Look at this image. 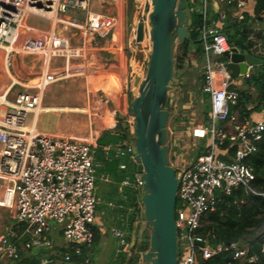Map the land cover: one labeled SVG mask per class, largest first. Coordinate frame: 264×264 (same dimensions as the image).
I'll use <instances>...</instances> for the list:
<instances>
[{"label":"built area","instance_id":"built-area-1","mask_svg":"<svg viewBox=\"0 0 264 264\" xmlns=\"http://www.w3.org/2000/svg\"><path fill=\"white\" fill-rule=\"evenodd\" d=\"M191 2L196 4L203 21L202 91L208 95L209 112L207 128L200 129L201 134L207 136L205 151L187 164L173 166L178 181L174 213L177 264H198L199 259L208 260L228 250L233 251L234 259L245 255V250L242 246L237 247V243L210 246L198 229L205 214L215 208L222 195L239 187L255 193L250 186L253 170L246 159L257 151L264 134V103L257 118L250 114L240 115L231 109L236 104L238 92L231 88L233 80L225 65L224 54L231 46L219 29V24L229 18V9H242L246 1ZM142 5L139 3L137 9H143ZM71 10L84 13V17L69 20L68 27L80 30L87 38L105 35L98 28L101 23L97 15L90 11V0H0V48L5 51L3 65L7 66L15 50L51 53L49 42L45 43L41 38L26 37L22 44L14 45L25 16L34 14L57 23L59 14ZM105 19L109 20V17ZM109 21L113 23L111 18ZM132 45L150 47L146 32L140 40L134 39ZM49 81L42 77L26 82L21 89L12 92L11 87L16 83L12 79L11 85L0 91V211L7 212L12 222L0 237V262L4 260L8 264H16L22 250L51 246L52 233L59 232L63 245L75 256H81L82 247L90 248L93 243L91 227L98 202L93 151L97 134L91 132L79 138L40 132L33 125H26L28 115L36 116L39 112L42 90ZM115 155L126 157L127 161L119 164L120 169L135 166L133 179L122 180L119 190L125 186L136 191L141 189L132 139L116 146ZM111 233L121 246H125L123 231L111 228ZM61 262L76 264L68 252L62 255ZM41 264L59 262L43 258ZM78 264L93 263L86 255Z\"/></svg>","mask_w":264,"mask_h":264},{"label":"crops","instance_id":"crops-1","mask_svg":"<svg viewBox=\"0 0 264 264\" xmlns=\"http://www.w3.org/2000/svg\"><path fill=\"white\" fill-rule=\"evenodd\" d=\"M245 1L246 4L242 9L230 10V17L239 16L241 18L242 12L252 13L253 0ZM213 9L215 10L216 7L213 6ZM90 11L97 15L101 23L98 28L104 31L105 35L87 38L80 30L66 25L73 18L82 19L84 17L82 12L71 10L59 14L57 23H52L46 17L29 14L20 24L19 36L14 45L19 46L26 37L41 38L45 43L49 42L51 53L49 55L20 53L15 50L7 66L3 65V57L1 59L0 56V79L3 76L6 77V81L0 83V91L7 89L12 79L16 82L11 87L12 92L21 89V85L26 82L38 81L42 77L50 80L42 90L39 112L36 116L28 115L27 126L33 125L40 132L84 138L91 132L99 136L106 130H114L119 123L123 126L126 123L130 124L129 116H125L124 119L119 118L126 109L128 99L134 96L136 89L130 56L132 43L127 32L129 20L126 0H90ZM107 17L113 20L112 24L105 19ZM263 22L255 23L253 31L248 35V38L252 36V39H249L252 43L251 53L256 57H264ZM0 51L4 49L0 48ZM251 69L249 68V72ZM26 76L29 78L24 79ZM242 79L233 80V84L239 83L242 86ZM25 80L29 81L25 82ZM253 106L251 104L249 108ZM259 111L260 109L252 110L250 116L257 118ZM80 113H91L92 118L88 115V118L92 119L89 121V131L78 127L77 118ZM188 122L187 134L203 143L200 124L203 125L206 122L203 120L195 123L191 119ZM92 123L94 130H92ZM98 180L104 183L100 190L103 196L98 197L96 194L98 201L96 208L98 205L101 208L96 209L93 225L98 228L102 236L107 223H116L115 201L117 197L107 177L100 176ZM3 214L4 212L0 211V216ZM111 228L118 227L110 225V232ZM56 234L50 235L53 244L63 245V241L60 244L55 242L54 235ZM121 252L115 250L113 261ZM0 264L8 263L3 260Z\"/></svg>","mask_w":264,"mask_h":264},{"label":"trees","instance_id":"trees-1","mask_svg":"<svg viewBox=\"0 0 264 264\" xmlns=\"http://www.w3.org/2000/svg\"><path fill=\"white\" fill-rule=\"evenodd\" d=\"M194 4L191 0H186V7L190 10L191 19L188 27L190 38L183 43L178 44L174 53L173 73L190 69L192 60L203 62L204 48L201 40L202 16L197 7L195 11L191 10ZM233 9V8H232ZM213 17L216 15L213 13ZM229 18L219 24L220 31L226 36L231 47L239 50H246L251 53L252 43L248 35L253 31L255 22L264 21V0H253L252 13L242 12L241 18L230 17V9L227 12ZM264 25V22H263ZM147 31L143 17L139 15L133 18L130 42L134 39L140 40ZM194 44L195 47L192 48ZM192 53V58H190ZM131 61L134 65V75H144L149 56V48L144 46H130ZM259 63L252 67L248 76L242 79V86L231 84L238 92L236 104L231 107L240 115L250 114L252 110L261 109L264 103V57L257 56ZM224 60V58H223ZM204 72V69H203ZM202 82L200 94L202 98L208 100V95L202 91ZM136 92V90H135ZM137 94V93H136ZM253 104V108H249ZM208 109L205 111V122L208 121ZM129 123L124 126L119 123L114 130L102 132L96 139L94 146L95 178L100 176L107 177L109 183L114 187V193L117 197L115 201L116 223L115 225L125 234L124 250L118 255L113 264H124L127 259L126 250L131 252L126 264H138L139 254L148 249L149 237L139 239V220L143 216V209L140 202L141 189L134 190L130 187H122L119 190V184L125 178L133 179L135 166L129 165L127 169L119 168L120 163H125L126 157L116 156L115 148L124 141H130L131 135ZM108 148V150H106ZM205 150L203 149V152ZM247 164L252 168L254 179L250 186L255 193L245 190L242 187L234 189L228 195H222L220 201L213 210L208 211L202 219L201 227L198 232L203 235L210 246L215 247L218 244H233L241 242L245 255L239 258H233V251H223L208 260H198V264H264V134L258 143L257 151L246 159ZM95 180V182L97 181ZM143 219V218H142ZM93 243L100 238V231L96 226H92ZM146 228V227H145ZM133 232L134 244L129 247ZM90 248L82 247V255L75 256L66 246L52 244L51 246H42L22 250L20 259L16 264H41L43 258H49L53 261L62 263V255L71 253L73 261L78 264L88 255Z\"/></svg>","mask_w":264,"mask_h":264},{"label":"water","instance_id":"water-1","mask_svg":"<svg viewBox=\"0 0 264 264\" xmlns=\"http://www.w3.org/2000/svg\"><path fill=\"white\" fill-rule=\"evenodd\" d=\"M147 15L149 56L144 75H134L137 94L127 101L119 118L132 119V141L136 171L142 180L140 202L144 226L149 230V245L139 254L138 264H177V233L174 223L178 181L169 163L166 144L169 110L165 107L173 79L176 46L190 38L191 13L186 0H149ZM137 0H126L128 35L132 30ZM231 80L242 78L259 63L246 50L231 47L224 54ZM125 125V124H124ZM136 232H133V236ZM134 244L132 240L129 247ZM237 247L243 244L238 242ZM128 262V258L125 263Z\"/></svg>","mask_w":264,"mask_h":264},{"label":"rangeland","instance_id":"rangeland-1","mask_svg":"<svg viewBox=\"0 0 264 264\" xmlns=\"http://www.w3.org/2000/svg\"><path fill=\"white\" fill-rule=\"evenodd\" d=\"M139 3H143V9H137L133 13V18L135 19L137 16H142L144 23L146 24V35L148 37V29L149 26L147 24V15L150 10V2L149 0H137ZM196 4L191 7L192 11H195ZM36 23V22H34ZM149 39V37H148ZM177 47V46H176ZM195 47L194 44L192 48ZM150 48V47H148ZM5 51H0L1 59L4 56ZM190 58L193 59L192 53H190ZM0 59V60H1ZM223 59V57L221 58ZM127 65V62H126ZM131 67L134 72V65L131 62ZM190 69H184L183 71H178L173 73V79L175 81V85L171 88L168 93L167 101L165 107L169 110V117L167 122V135H166V144L168 146V158L169 163L175 168L189 163L193 158L197 157L203 152V149L206 147V138L207 136L203 134V143L198 141L192 135L187 134V127L189 119L194 120L195 123H200L205 120V111L208 109V100L203 99L199 88L202 82L203 75V62L198 60H192L190 64ZM1 71V70H0ZM136 75V74H135ZM6 78V77H5ZM4 76L0 79V83H4L6 79ZM29 76H26L24 79H28ZM29 81V80H25ZM238 88H241L240 84H236ZM136 90V89H135ZM137 91L134 92V96ZM88 115L92 118L90 114L80 113L77 118L78 127L87 129L89 131V119ZM108 118V117H107ZM89 119V120H88ZM105 121V119H103ZM130 124L132 119L129 118ZM107 121V120H106ZM202 128H207V124H200ZM99 126V124H98ZM101 127V126H99ZM92 130H94V126L92 123ZM94 132V131H93ZM129 133H132L131 125ZM132 138V135H131ZM97 179V178H96ZM96 185V194L98 197H102L101 194L104 183L97 179L95 182ZM101 195V196H100ZM99 204V203H98ZM101 207L98 205L96 208L99 210ZM3 212V211H1ZM140 217L139 220V239L142 240L144 237H149V230L144 226V218ZM113 223V222H112ZM53 222L50 221V225L53 226ZM12 225V222L9 219V214L4 212L2 216H0V234L4 232V230ZM109 225V226H108ZM110 225H115V223L110 224L107 223L104 226L105 233H100V238L92 246L91 251L89 252L90 260L93 264H113V255L115 250H124V246L119 244V241L116 237L112 235L110 232ZM54 240L56 243L62 242V237L58 232L54 235ZM135 241L134 236H132L131 241ZM130 245V244H129ZM127 258L130 256L131 252L129 249L126 250Z\"/></svg>","mask_w":264,"mask_h":264},{"label":"bare ground","instance_id":"bare-ground-1","mask_svg":"<svg viewBox=\"0 0 264 264\" xmlns=\"http://www.w3.org/2000/svg\"><path fill=\"white\" fill-rule=\"evenodd\" d=\"M14 80V79H13Z\"/></svg>","mask_w":264,"mask_h":264}]
</instances>
